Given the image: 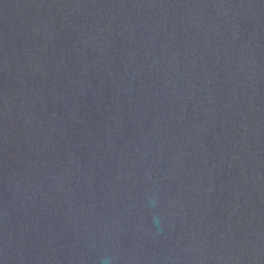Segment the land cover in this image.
Listing matches in <instances>:
<instances>
[{
  "label": "water",
  "instance_id": "1",
  "mask_svg": "<svg viewBox=\"0 0 264 264\" xmlns=\"http://www.w3.org/2000/svg\"><path fill=\"white\" fill-rule=\"evenodd\" d=\"M0 264H264V0H0Z\"/></svg>",
  "mask_w": 264,
  "mask_h": 264
}]
</instances>
